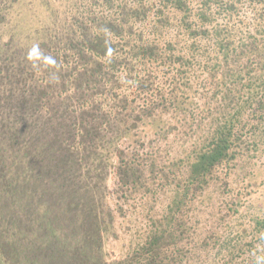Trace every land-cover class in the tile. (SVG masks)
<instances>
[{"label": "rangeland", "instance_id": "1", "mask_svg": "<svg viewBox=\"0 0 264 264\" xmlns=\"http://www.w3.org/2000/svg\"><path fill=\"white\" fill-rule=\"evenodd\" d=\"M141 1L147 15L123 29L158 50L169 45V61L133 60L129 72L96 81L80 77L78 28L88 17L113 19L117 5L128 13L134 0H0V114L9 119L0 135L13 125V151L27 143L37 152L60 135L63 152L42 146L33 173L51 193L63 185L97 208L106 264H149L156 247L154 264H264V110L250 99L264 76L243 61L250 76L223 78L218 47L226 35L231 50L251 38L264 47V0H186L187 14L169 6L160 16L158 0ZM35 47L39 61L29 58ZM225 124L228 155L192 177L196 153ZM65 153L77 159L68 182L53 167Z\"/></svg>", "mask_w": 264, "mask_h": 264}, {"label": "trees", "instance_id": "2", "mask_svg": "<svg viewBox=\"0 0 264 264\" xmlns=\"http://www.w3.org/2000/svg\"><path fill=\"white\" fill-rule=\"evenodd\" d=\"M134 1V8L128 13L123 6L117 5L119 10L113 19L88 17L84 25L78 28L80 44L76 49L75 62L80 66V77L88 75L90 80L95 77L94 80L97 81V78L105 79L104 75L107 74L113 75L118 71L126 73L130 70L128 62L133 60L169 61L170 58L164 57L171 53L169 45L163 50H158L157 40L152 41L154 44L148 45L140 40V35L125 32L123 29L131 21L142 20L147 15L148 10L143 7L142 1ZM185 1L158 0L156 12L160 16L170 6L187 14ZM104 2L112 7L110 0ZM201 18H204V14ZM153 27L157 33L156 24ZM122 33H129L130 39L123 37ZM109 35L120 38H117L118 42L114 44L109 41ZM261 44L259 40L251 38L238 49L231 50L228 35L221 38L218 47L223 52V61L219 66L222 77L229 79L250 76V70L237 67L240 62L247 61V64L253 65L252 67L259 72V78H262L264 47ZM245 68L250 66L247 65ZM212 72L214 74L216 70ZM237 81L238 79H235V83ZM260 90L262 94L259 99L254 100L252 95L250 99L257 104L259 110H264V85ZM87 104L88 101H84L80 108ZM4 122L8 124L9 119L0 114V123ZM232 126L225 124L224 127L212 131L209 142L196 153L190 165L189 174L192 177H204L210 169L226 158L233 142ZM13 128L16 127L12 125V131L7 132L6 136L0 135V264H106L103 262V231L97 208L89 202L84 203L75 191L66 193L64 189L62 190L63 185L51 193L47 186L49 184H45L47 181H43L41 175L35 176L33 173V161L37 158L42 159L47 153L46 147L42 146H48L49 152L52 153L63 152L64 149L58 141L60 135H52V140L49 139L44 145L39 146L38 152L37 148L32 149L27 143H22L13 151L12 140L17 134ZM80 132L82 138L88 136V132L83 130ZM25 136L28 137L26 134ZM5 141L10 142V147ZM16 145H19L18 141ZM66 146L67 152L70 148L76 149L71 146L68 149ZM24 157H28L29 160L25 161ZM76 161L75 153L74 155L65 153L61 156V163L57 162L53 167L62 166L59 175H67L68 182L72 171L76 170ZM6 164L9 169L12 168V172L7 171ZM22 169L23 172L17 174ZM56 180H52L51 184H55ZM164 234L165 231H162L159 239H163ZM154 242L157 243L155 235L150 237L147 244L150 247ZM157 248L150 251L149 264H154L159 251Z\"/></svg>", "mask_w": 264, "mask_h": 264}, {"label": "clouds", "instance_id": "3", "mask_svg": "<svg viewBox=\"0 0 264 264\" xmlns=\"http://www.w3.org/2000/svg\"><path fill=\"white\" fill-rule=\"evenodd\" d=\"M29 58L32 59L33 61H39L40 59H42V54L40 53L38 47H35L30 51ZM43 59L51 60V57H46Z\"/></svg>", "mask_w": 264, "mask_h": 264}]
</instances>
